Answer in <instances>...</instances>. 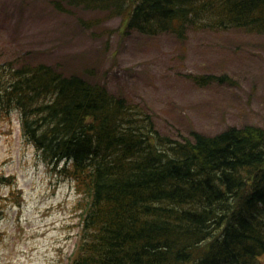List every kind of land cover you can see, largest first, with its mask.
I'll use <instances>...</instances> for the list:
<instances>
[{
	"label": "trees",
	"instance_id": "trees-1",
	"mask_svg": "<svg viewBox=\"0 0 264 264\" xmlns=\"http://www.w3.org/2000/svg\"><path fill=\"white\" fill-rule=\"evenodd\" d=\"M68 4L181 40L188 29L264 34V0ZM17 64H0V120L17 110L41 160L75 183L81 228L68 264H264L263 127L171 138L104 84L43 62ZM192 78L232 82L227 74Z\"/></svg>",
	"mask_w": 264,
	"mask_h": 264
},
{
	"label": "rangeland",
	"instance_id": "rangeland-1",
	"mask_svg": "<svg viewBox=\"0 0 264 264\" xmlns=\"http://www.w3.org/2000/svg\"><path fill=\"white\" fill-rule=\"evenodd\" d=\"M125 24L68 0H0V64L43 62L104 84L175 139L192 130L264 128V34L188 29L181 40ZM204 74L232 82L192 78ZM79 199L75 183L26 140L18 111L0 120V264H68L80 233Z\"/></svg>",
	"mask_w": 264,
	"mask_h": 264
}]
</instances>
